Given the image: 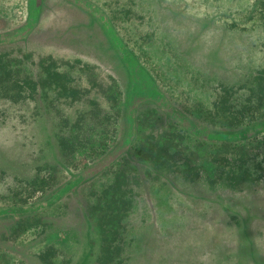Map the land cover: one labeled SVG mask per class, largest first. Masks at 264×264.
<instances>
[{
    "label": "rangeland",
    "instance_id": "1",
    "mask_svg": "<svg viewBox=\"0 0 264 264\" xmlns=\"http://www.w3.org/2000/svg\"><path fill=\"white\" fill-rule=\"evenodd\" d=\"M43 2L0 44V264H264V0Z\"/></svg>",
    "mask_w": 264,
    "mask_h": 264
},
{
    "label": "trees",
    "instance_id": "2",
    "mask_svg": "<svg viewBox=\"0 0 264 264\" xmlns=\"http://www.w3.org/2000/svg\"><path fill=\"white\" fill-rule=\"evenodd\" d=\"M75 6H82L84 9H86L89 13L93 14L94 16H96L95 11L85 5V4H79L77 5V3H75ZM44 2L41 4H38V0H30V9H31V14H30V19L29 22L27 24V26L25 27V29L22 30L21 33H13V34H9V35H3L0 37V44H2L3 42H14L16 40H21L24 38L25 41H27L29 39V37L31 36V34L34 32V29L38 26V22L40 21V18L44 12ZM79 7V6H78ZM100 24L103 27V31H105L107 37H108V41L110 44L111 48H114L116 50V54L118 56V58L127 66L129 65V67H131L132 69V75H136L137 72L135 71V66H134V60H131L129 55H128V50L125 47V44H123L122 40L119 38V36L115 33L114 28L112 27V25L110 24V22L106 20H100L99 21ZM9 40V41H6ZM27 57H30V55H26ZM51 59L53 60V58L51 57ZM54 61V60H53ZM17 64L19 63L18 61H16ZM52 65H48L47 68H49ZM14 67V66H13ZM12 69L17 70V72L21 71V68L18 67H14ZM22 74L25 75V78L27 76H32L31 75V71H27V69H22ZM48 75V74H47ZM52 75V73H51ZM55 76L58 77H62L59 73H55ZM133 84H134V89L135 91H138L139 93L144 95V98L146 100H151L153 102L159 103V101H161V99H163V95L160 93V91H158L156 88L150 86V85H146L141 83L140 81H137V78L133 76ZM144 82V81H143ZM148 82V80H147ZM36 83L33 79L31 78H27V80H25V85L26 84H32V88L31 90H37V86ZM141 86V87H139ZM26 87V86H25ZM26 89H30V88H23L24 91H26ZM19 91H21V89H19ZM20 94L17 93V95H15V97H19ZM225 141H227V139H225ZM186 166L185 163H181L179 164V167L182 168ZM242 169V168H241ZM239 170V175H237L236 178H245V179H250L251 178V172L248 170ZM234 172H232V176H234ZM227 177V176H226ZM244 179V180H245ZM119 179H117V182ZM124 180V178H123ZM122 181V180H121ZM120 198H115V203H114V209L111 210L110 214L116 216L119 219V222H121L125 216H129L130 212L133 209L134 206V201L133 198H126L124 199V202H120Z\"/></svg>",
    "mask_w": 264,
    "mask_h": 264
},
{
    "label": "crops",
    "instance_id": "3",
    "mask_svg": "<svg viewBox=\"0 0 264 264\" xmlns=\"http://www.w3.org/2000/svg\"><path fill=\"white\" fill-rule=\"evenodd\" d=\"M30 14H31L30 0H28L27 7L25 9L16 8V9L11 10V13L9 14V16L11 17H8V20L11 21V25L8 29L4 31H0V36L9 35L13 33H21L22 30L25 29V27L27 26L29 22ZM37 25L39 26L40 23ZM35 29H34V32H35ZM34 32L31 34V36L34 34ZM31 36L29 37V39L31 38ZM246 251H247L246 249L242 250L243 255L246 253ZM240 257L241 255H239L236 259H239Z\"/></svg>",
    "mask_w": 264,
    "mask_h": 264
}]
</instances>
